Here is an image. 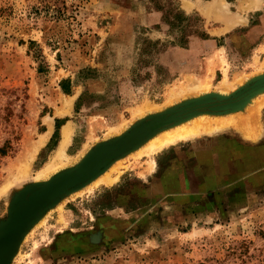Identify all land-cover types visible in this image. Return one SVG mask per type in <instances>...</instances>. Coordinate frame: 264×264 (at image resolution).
I'll return each instance as SVG.
<instances>
[{"label":"rangeland","instance_id":"374dc122","mask_svg":"<svg viewBox=\"0 0 264 264\" xmlns=\"http://www.w3.org/2000/svg\"><path fill=\"white\" fill-rule=\"evenodd\" d=\"M224 79L241 87L221 97L215 91ZM263 80L264 0H0V225L24 187L78 170L92 146L113 139L103 149L132 126L199 101L190 81L210 89L204 100L221 101ZM259 88L233 109L200 110L153 131L38 206L39 192L33 195L0 264H264ZM68 96L77 131L69 153L88 137L87 152L68 158V166L65 151L56 159L62 131L51 160L60 168L44 178L55 140L36 156L46 137L35 144ZM255 100L257 141L233 123L157 151L137 150L200 114L248 116Z\"/></svg>","mask_w":264,"mask_h":264},{"label":"bare ground","instance_id":"6f19581e","mask_svg":"<svg viewBox=\"0 0 264 264\" xmlns=\"http://www.w3.org/2000/svg\"><path fill=\"white\" fill-rule=\"evenodd\" d=\"M242 80V79H241ZM255 81V80H254ZM194 82L189 83L188 87H191L196 93H199L200 95L197 97L199 101L182 106L177 108V110H174L171 113L163 114L160 117H157L145 125L138 128L133 134H129L128 136H125L123 138L117 139L116 142L110 146H106L103 149L99 150L91 159L83 166V168L79 169L78 171L69 174L68 176H63L67 173H69L71 170L67 172H61V174H57L53 176L50 180L47 182H44L42 184H35L36 187L42 186L45 184H48L50 182L54 181L51 184H48L44 186L39 191L35 192L33 195L38 193L35 196V204L38 206L42 203H44L47 199L55 197L56 194L66 190L71 185H74L80 181H83L84 179L93 176L97 172L101 170L105 165H108L109 162H111L114 158H116L118 155H121L123 152L134 146L136 143L144 139L147 135L152 133L153 131L162 128L170 123H174L175 121L183 118L193 115L194 113L200 111V110H206V109H233L235 108L245 97L250 95L252 92L256 91L259 87L264 85V80L258 82L253 87L247 86L243 92H240L239 94L235 95L234 97H231L227 100H204L203 97L208 95L211 91L209 88L198 86L196 88L198 83L193 84ZM242 81H236V83H230L227 81V79H224L222 82H220L219 90L215 91L216 94L220 95L221 97L229 95V91L233 90L234 88H239L241 86H238L241 84ZM254 82H252L253 85ZM187 88V87H186ZM260 89V88H259ZM205 94V95H202ZM202 95V96H201ZM234 95V94H233ZM251 96V95H250ZM173 96H171V99L169 102L173 103L177 101V99H174ZM202 99V100H200ZM253 101V100H252ZM253 104H250V106L246 109L248 116L242 115L244 113L241 112H233L230 114H223L219 115L217 117L212 118L210 114H200L197 116H194L190 119H188L185 122L176 124L175 126H172L170 128H166L161 130L159 133L155 134L152 138L147 140L145 144H143L140 148L137 150L140 152L143 151V148L146 146V148H149L151 151H157L160 150L168 145L175 144L178 141L182 140H188L193 139L195 137L204 135V134H210L216 131L224 130L225 128L229 127L231 124L237 123V129L240 134H243L246 138L250 139L251 141H257L260 137V131L257 127V123H254L255 120L254 117L259 116L257 112V108L251 109V106ZM153 109V108H152ZM148 111H151L150 109ZM219 111V110H218ZM159 114V113H158ZM153 115V114H152ZM237 118H234L232 116H235ZM231 116L232 119H228ZM214 120L215 126L212 125V121ZM140 124H137L138 126ZM135 126V127H136ZM133 127V128H135ZM132 128V129H133ZM131 129V130H132ZM158 131V130H157ZM127 135V134H125ZM69 138V131L67 128H64L63 130V141L60 145V148L58 149V154L56 155V159H59L60 157L64 156V149L67 144ZM141 143V142H140ZM105 145L102 144L101 146ZM99 146V148L101 147ZM98 147L94 149L93 151L99 149ZM136 150V151H137ZM92 151V152H93ZM91 152V153H92ZM117 159V158H116ZM57 161H53L48 168L45 169V172H43V177L48 178L53 172L57 171L60 166L57 165ZM72 165V164H71ZM78 167V166H77ZM75 169V167H74ZM102 177H108V175H103ZM62 178V179H61ZM92 178V177H91ZM59 180V181H58ZM99 179L95 180L93 183H97ZM108 183H112L111 178H106ZM78 185V184H77ZM46 187V188H45ZM25 188V187H24ZM23 188V189H24ZM45 188V189H44ZM21 189V190H23ZM32 195V196H33ZM31 196V197H32ZM21 209V208H20ZM19 209V211H20ZM19 212L17 214V217L15 221L12 224V228L10 233L7 235L4 244L2 245L0 249V263L7 257V246L10 245L15 238L16 231L18 229L17 223L21 221V216H19ZM11 227V226H10ZM8 231V230H7ZM6 231V232H7ZM5 235V234H4ZM3 235V236H4ZM10 257V256H9ZM3 259V260H2Z\"/></svg>","mask_w":264,"mask_h":264},{"label":"crops","instance_id":"0c3cea01","mask_svg":"<svg viewBox=\"0 0 264 264\" xmlns=\"http://www.w3.org/2000/svg\"><path fill=\"white\" fill-rule=\"evenodd\" d=\"M75 99L74 98H72V97H70V96H68V97H65L64 98V100L62 101V103H61V106L59 107V110H58V114L56 115V117L52 120V122H50L48 125H47V127H46V130L43 132V133H41L40 135H39V138H38V140L36 141V144H35V146L39 143V141H40V139H41V137L42 136H44V137H46L45 138V140H44V143H43V145H40L38 148H37V151H36V153H35V156L37 155V154H39L44 148H46V147H48V145H49V143L51 142V140H52V138H53V136H54V134H55V132H56V122L58 121V120H65V122L64 123H62V125L60 126V128H59V130H58V133H59V138H58V141H57V143H56V145H55V147H54V150H53V156L51 157V159H50V163H51V160L53 159V157L55 156V153H56V151H57V149H58V147H59V145H60V143H61V141H62V131H63V128H66V127H70V129H71V138H70V141H69V143H68V145L66 146V149H64V151H65V154H66V158H64V163L66 162L67 164L69 163V161L67 162V159L68 158H71V157H76L75 159L76 160H74V161H77L78 159H79V157L82 155V154H80V155H76V153L77 152H80V153H85V152H87V145H88V137H87V139H86V142L85 143H82V145H81V147H80V151H76L74 154L73 153H69V150L73 147V145H74V143H75V141H76V139H75V137L77 136V131H76V127H75V124H74V121H72V120H70V118H68L70 115H72V112L74 111V105H75ZM254 105H256V106H259V103L255 100V102H254V104H253V106ZM245 114V113H244ZM259 125H260V117H259ZM260 129H261V126H260ZM262 131L260 130V133H261ZM260 137H261V135H260ZM259 137V138H260ZM69 139V138H68ZM68 142V141H67ZM92 148H93V146H92ZM71 159H73V158H71ZM71 161V160H70ZM49 162H47L44 166H43V168L49 163ZM57 163V165L59 166V163L58 162H56ZM65 163V164H66ZM66 164V165H67ZM69 165H71V164H69ZM68 166V165H67ZM42 168V169H43ZM41 169V170H42ZM62 169V168H61Z\"/></svg>","mask_w":264,"mask_h":264},{"label":"water","instance_id":"95a60500","mask_svg":"<svg viewBox=\"0 0 264 264\" xmlns=\"http://www.w3.org/2000/svg\"><path fill=\"white\" fill-rule=\"evenodd\" d=\"M252 82H254V80H252L250 83H248V84H251ZM262 92H264V89L260 92V93H262ZM259 93V94H260ZM258 95V94H257ZM145 123V122H144ZM139 124V123H138ZM143 124V123H142ZM142 124H140V125H138V126H136L135 127V125L134 126H132V128L133 127H135V128H131L130 129V135L131 134H133ZM113 140V139H112ZM112 140H110V141H107V142H101V143H99V144H97L96 146H94L90 151H89V153L91 152V151H93L94 149H96L97 147L99 148V146H101L102 144H104V143H109V142H111ZM99 150H101V149H97L95 152H94V154L93 155H95ZM92 155V156H93ZM91 156V157H92ZM91 157H90V159H91ZM85 165V163H83L79 168H78V170L79 169H81V168H83V166ZM77 169H75L74 171H71V172H69V174H71V173H74V172H76V171H78ZM64 177V176H63ZM57 179V178H56ZM56 179L55 180H53L52 182H50V183H48V184H51V183H53L54 181H56ZM48 184H45V185H42V186H38V187H36L35 186V184H32L31 186H26L23 190H20L19 192H18V194H17V196L13 199V201H12V203H11V206H10V214H9V217H8V219L5 221V222H3L1 225H0V240H1V238L3 237V235L6 233V231L10 228V226L13 224V222L15 221V219H16V217H17V214H18V212H19V209L29 200V199H31V196L35 193V192H37V191H39L40 189H42L44 186H46V185H48ZM66 197V196H65ZM65 197H62L61 199H63V198H65ZM61 199H59L56 203H58ZM56 203H54L53 204V206L56 204Z\"/></svg>","mask_w":264,"mask_h":264},{"label":"trees","instance_id":"16d2710c","mask_svg":"<svg viewBox=\"0 0 264 264\" xmlns=\"http://www.w3.org/2000/svg\"><path fill=\"white\" fill-rule=\"evenodd\" d=\"M69 94H70V93H69ZM64 122H65V120H62V121H61V120H58V121L56 122V132H55V134H54V136H53L51 142L49 143V145H51L52 142L55 140V143L53 144V147H52V148L55 147V145H56V143H57V141H58V138H59L58 130H59L60 126L62 125V123H64Z\"/></svg>","mask_w":264,"mask_h":264}]
</instances>
